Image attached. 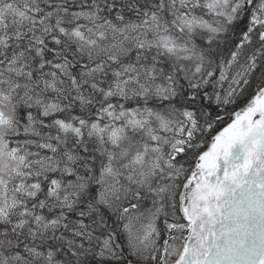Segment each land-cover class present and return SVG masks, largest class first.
Masks as SVG:
<instances>
[{
    "label": "snow or ice",
    "instance_id": "6c2138e0",
    "mask_svg": "<svg viewBox=\"0 0 264 264\" xmlns=\"http://www.w3.org/2000/svg\"><path fill=\"white\" fill-rule=\"evenodd\" d=\"M0 264H264V0H0Z\"/></svg>",
    "mask_w": 264,
    "mask_h": 264
}]
</instances>
